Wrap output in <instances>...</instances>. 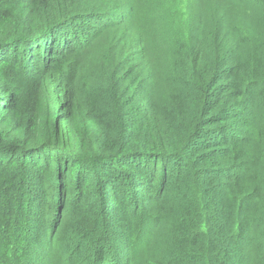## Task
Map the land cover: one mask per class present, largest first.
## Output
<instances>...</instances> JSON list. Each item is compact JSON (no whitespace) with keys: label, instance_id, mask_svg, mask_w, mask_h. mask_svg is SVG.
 <instances>
[{"label":"trees","instance_id":"16d2710c","mask_svg":"<svg viewBox=\"0 0 264 264\" xmlns=\"http://www.w3.org/2000/svg\"><path fill=\"white\" fill-rule=\"evenodd\" d=\"M70 1L0 0L4 4L0 12V264L37 261L34 253L44 233L42 226L47 229L49 215L53 216L47 202L56 197V186L47 180L61 176L66 185L75 164L79 170L73 180L82 186L86 174L97 175L106 193L114 192V206L82 210L75 221L74 238H81L75 250L72 243L67 247L64 242L61 255L49 248L37 262L84 264L80 260L84 253L90 264H264V130L256 125L257 118L264 121V72L252 47L247 54H235L239 48L235 45L243 44L242 32L250 29L231 17L234 7L245 17L252 16L257 3L211 0L206 12L185 13L195 37L181 51L182 63L179 58L172 61V77L168 72L162 77V81H179L184 91L179 93L180 103L155 104L153 96L152 101L130 107L127 81L165 64L139 59H148L147 49L157 50L145 42L151 30L123 13L91 21L90 28L96 22L102 25L94 41L102 33L111 39L97 61L95 50L90 57L85 54L90 28L72 29L89 14L79 17ZM132 2L135 7L142 4V0ZM151 6L144 11L151 14ZM129 20L142 27L145 37L136 26H125ZM237 23L245 30L237 31ZM63 28L68 42L64 51L54 52L59 41L54 33ZM130 29L136 31L133 39ZM45 38L44 49L32 48ZM27 47L37 62L48 63L41 67L29 96L20 89L25 71L15 64L18 52ZM68 57L77 59L74 75L58 85L54 63ZM90 99L100 102L97 109L88 103ZM42 151L51 155L45 158ZM114 163L125 171L114 173ZM127 165L135 168L134 174H128ZM186 169L189 178L180 183L179 172ZM41 174L52 192H36ZM169 181L179 182L180 192L188 188L179 196H164ZM126 182L131 191L136 189L140 202L122 198L127 197ZM68 190L66 200L72 197ZM115 193H121L119 199ZM37 198L43 199V207ZM36 206L45 217L40 218ZM197 216H202L199 224L206 228L203 233L196 230L199 241L185 238L198 229ZM25 221L28 232L23 235L20 227ZM55 228L50 235L57 233ZM61 234L60 239L66 240ZM185 240L189 243L181 248Z\"/></svg>","mask_w":264,"mask_h":264},{"label":"rangeland","instance_id":"374dc122","mask_svg":"<svg viewBox=\"0 0 264 264\" xmlns=\"http://www.w3.org/2000/svg\"><path fill=\"white\" fill-rule=\"evenodd\" d=\"M254 1L257 3V8H253L256 11L252 16L250 15L251 13H248L246 14L245 17L242 14L240 8L238 7L233 8V10L236 11H234V14L231 15V17L234 19L242 20L244 24L248 26V29H250V31H247L246 33V30L243 29L242 25H239L237 23L235 29H237V31L245 30V33L242 32V35L240 36L241 38L240 41L243 42L242 46H241V42H239L240 43L239 46L235 45V47H239L237 48L238 50L236 51L235 54L237 55L247 54L250 48L252 47V50L250 51L256 52L257 55L261 57V62H262L261 70L264 72V0H254ZM254 1L251 3L254 4ZM70 2L73 5L72 8L78 10L79 17L82 16L83 13L89 14L88 20L83 19L82 22L81 20H79L76 23V25H72V29L75 31H76L75 28H79L81 25H83V27L86 26V28L89 29L91 21L95 19H100L102 16L114 12H116V14L119 13L126 14L127 17H132V20L137 19L141 26L143 25L147 26L148 29L151 30V32H149L145 37L140 30L142 27L136 26L135 22L129 20L125 24V26H127L128 28L130 27V25H133L134 28L136 26L138 30H140L142 37L143 36L145 37V42L148 45L152 46V50L157 49L156 51H151L150 49H147L148 59L144 58L143 56L139 57V59L141 58L144 59L146 64L147 63L150 64L151 62H159V63L165 62V64H163L161 67H155L153 71L146 69L143 71L142 74L140 75L136 74L127 81V85L131 88V93H132V95L127 98L128 100L127 102L128 104H130V107L135 104H140L142 102L152 101L153 96L156 97L155 104H164L168 102L171 104L176 103L177 105L180 103L181 95H179V93H182L184 91H181L182 86L179 83V81L175 80L176 78L162 81V77L165 76V72H168L170 77H172L171 69L174 68L171 64L173 63L172 61L175 62L176 58H179V62L182 63L185 57H181V51H184L185 45L188 44L190 39L192 40L195 37V29L192 25L191 20L186 14L197 13V11L199 12V14L201 12H206L208 6L211 3V0H142L141 2L142 4L139 7L137 6L138 8L133 6L132 0H71ZM150 4H152L151 14L144 11V9L149 8ZM3 6L4 4L0 3V12L1 10H4ZM10 6L12 7V5ZM14 9L17 10L16 7H14ZM209 9H211V7ZM164 14L170 16L171 20L168 19L167 16ZM158 15L160 18L156 17ZM171 16H178V18L180 16V20L177 21L172 20ZM101 29H102V25L96 22L93 25V27L90 28L91 34L88 36V38H86L84 43V48L88 47L85 54H87V56L90 57L91 49L92 51L95 50L96 51L95 60L97 61L101 59V56L104 54L103 51L104 50L107 51L108 46L111 45L110 36H107V34L105 33H102L99 36H97L94 41L95 33L98 31L100 32ZM129 31H130L129 34L130 38L132 39L135 38L136 31L134 29H130ZM67 32L68 31L66 28H63L59 31H55L54 36L59 38V41L57 43L58 46H56V48L54 49V52H56L57 50H60V52L65 50V43L68 42V38H65V36L68 37ZM118 34L122 35L124 34V32H119ZM257 34L259 35V37L261 36L259 40H257L258 38ZM78 37L80 38V33L78 34ZM46 40L47 38L43 39V43L41 45L35 43V45H32V48L34 50L44 49V44H45L44 42H46ZM120 41L123 42L125 40L121 39ZM91 42L93 44L89 45V43L91 44ZM80 47L81 46L77 45L76 49L79 50ZM76 54H79V52H77ZM33 55H34L33 52L30 51L28 47L27 50L23 48L22 51L18 52V56L16 57V62H15V64L20 65L21 70L25 71L24 73L27 76V77L25 75L22 76L23 84L20 87V89L24 93H27L28 96L30 95V93H32V91L36 87L37 84L36 79L39 76L41 67L43 66V64L48 66L46 60L37 62V60L34 58ZM185 55L188 56L187 51ZM77 63H78L77 59H73V57H68L62 62H59L57 60L54 63V65L56 66L55 77H57L54 80L55 83L58 85L64 84L67 82L68 78H72L74 75L72 74V72L74 70L75 64ZM89 65L92 66V64ZM93 70L94 69H91L92 75H93ZM61 90H62V86H59V92H61ZM0 96H2L1 93ZM6 99L7 98H3V100ZM88 103L92 106L95 105L96 109L100 105V102L98 101L94 102L93 99L88 100ZM261 103H264V101H262ZM256 125L258 130H264L263 117L259 119L257 118ZM9 147L11 146L9 145ZM42 155H44L46 158L51 154L49 152L42 151ZM261 156L264 157L263 151L261 153ZM42 162H45V159L42 160L41 163ZM157 165L161 166V161H158ZM206 165L207 162L204 163V166ZM193 166H190L189 170L191 171V173L197 174L196 168ZM127 167L129 168L128 174L131 175L134 174L135 168L132 165H127ZM120 168L125 171V168L121 167L118 163H114V167L112 170L114 173H116L115 170ZM73 170L75 174L79 170V164H75L73 166ZM187 170L188 169L179 172V176L181 177L180 183L183 181L185 182L189 178V175L187 174ZM166 172L167 174H169L168 170ZM74 174L72 173V176L66 185L65 183H62L63 180L61 176L56 177V179L54 180H47L51 182L50 184L56 186L54 188L56 190V197L54 198L55 201L53 199H49L47 202L48 204L52 205L53 216L49 215V217L52 218V221L50 225L47 226V229L42 226V231L44 233L41 239H39L40 241L39 243H41V245L38 243L36 252L34 253V256L36 257L35 260L37 261L43 258L46 250L49 248H51V250L54 251V254L61 255L60 252H62L63 250L62 246L64 242L68 243L67 247L70 245V243H72L73 245H70L72 247L71 249L75 250L77 243L81 239V238L79 239L74 238V228L77 225V222L75 221L79 216L82 215V210L97 208L96 210L103 209V211H105V210H111L112 207L114 206L113 196L111 195V194L114 195V192L110 191L109 193L108 192L106 193L107 190L103 189V181L100 179V177H98L97 175L92 176L91 173H90L91 174L90 177L88 176V174H86L85 178L81 179L83 185L80 186L79 184L76 183V181L73 180ZM120 174L122 175L121 177L125 176V174H123L122 172ZM41 175L43 176V178L41 177L36 182V184H38L36 188V192H39V190L45 191V193L52 192L50 191L49 187L43 184L44 182H46L45 179L46 176L43 174ZM134 178H138V176ZM169 184L170 187L162 191L164 196L167 197L179 196V194L184 189L188 188V187H184L180 192L179 189L181 188V185H179V182L176 183L173 181H169L167 185ZM128 186H130V184L126 182V186L123 187L126 190L125 195L128 198L127 197H122V198H125V201L128 202H133L132 198L135 201L140 202V199H138L139 196L134 194V191L136 189L132 188L131 191V188ZM67 189H69L68 191H70L72 194V197L69 198L68 200L65 199V194L67 193ZM137 189H139L141 192L143 191V188L141 186H139ZM101 194L103 196L102 201L99 199V196H101ZM120 196L121 193H115V198L117 197L116 199H119ZM36 200L37 202L42 200L40 205L41 207L45 205L43 199L37 198ZM33 201L34 199H31V203ZM34 205H36V203ZM36 210L39 212L40 218L45 217L44 211L40 210L38 206H36ZM129 212L132 214V210H130ZM200 219H202V216H197L198 229L197 228L192 229L190 233L185 236V238H192L193 236L194 240L196 241L200 240L197 238L196 230H199L200 233H203L204 230L206 229L204 226H201L199 224ZM53 220L57 222L56 225H54ZM23 225L20 227V231L21 234L24 235L25 232H28L24 229V227H26L27 225V222L25 221ZM53 228L57 230V233L55 235L51 233L50 235L49 231ZM60 231L62 232L61 235L64 238L67 237L66 240L60 239L59 237ZM34 236L35 233L33 235H30V237H28V240L29 241L33 240ZM20 243L21 245H23L25 243V239L23 238ZM188 243L189 240H185L183 241L182 244L179 245L181 248H184ZM27 246H28L27 250H30L31 245L29 244ZM56 256L54 255V257ZM84 256L85 254L82 253L83 258H80V260L84 264H90V261L88 262L85 261ZM37 261H35L33 264H41V262H37ZM21 264H28V261L25 260V262L23 263L21 262Z\"/></svg>","mask_w":264,"mask_h":264}]
</instances>
